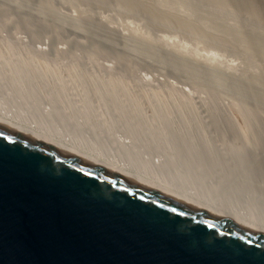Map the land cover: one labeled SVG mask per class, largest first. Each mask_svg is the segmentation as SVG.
<instances>
[{"label": "rangeland", "instance_id": "1", "mask_svg": "<svg viewBox=\"0 0 264 264\" xmlns=\"http://www.w3.org/2000/svg\"><path fill=\"white\" fill-rule=\"evenodd\" d=\"M19 61H31L39 70H43L40 68L43 63L42 67L45 66L49 73L46 71L44 74L47 79L39 80L35 76L36 71L28 72L33 77V89L11 81L15 87L6 86L4 91L8 92L12 104L21 106L30 99L43 114L54 120L53 123L61 122L59 129L67 130L71 125L74 132H88V142H94L113 154L119 153L125 142L132 141L131 149L124 153L126 157L138 156L147 163L146 154L150 153L149 162H161L162 169L166 167L169 170V158H173L176 160L173 162L175 169L180 171L182 167L178 157L182 154L187 176L191 172L188 177H192L202 171L200 166L204 159L201 155L176 152L172 156L166 145L158 144L156 136L149 137L146 132L149 129L152 133L160 131V135L164 132L160 110L166 101H170L174 106L170 118L174 126L167 136L164 137L166 133L161 135L164 140L176 139L186 120L193 128L191 131H201L202 136L208 139L209 148H218L219 158L225 155L229 159L230 150L240 149L241 155H247L245 157L249 159L250 155L240 148V140L227 126L224 115L228 113L233 120L235 118L234 122L246 140L249 131L242 123L241 110L249 109L264 118V0H0V67L7 66L10 68L7 74L13 75L16 72L14 67L20 72L17 69ZM34 62L39 63L36 66ZM2 67L0 74L4 70ZM27 68L25 66L24 69ZM70 68L73 70L69 71ZM110 76L121 81L122 87L117 88L116 84L108 86ZM107 88L121 92L116 99L117 104L100 93L102 89L109 91ZM22 93L27 94V100L19 99ZM180 99L197 107L196 110L194 108L195 115H199L197 119L179 117ZM58 104H68V115L58 112ZM206 108H213L216 112L211 119L204 111ZM72 119L83 120L97 129L90 126L80 128L72 123ZM191 119L193 123H190ZM261 132L262 135L254 138L255 141L257 138V149L254 147L253 154L259 160L251 154V163L244 159L252 169L248 168V163L245 166L243 157L238 167L245 171L247 167L249 174L254 171L253 174L258 175L255 174V184L244 186L248 183L243 180L237 186L231 184L232 189L226 190L213 183L212 188L208 183L209 172L200 182L193 177L197 181L195 183L202 184L210 190L208 194L214 193L222 201L229 199L231 204L238 205L243 200L249 209L262 211L264 160L261 159H264V145L260 143L264 142V129ZM258 140L261 142L257 143ZM193 165L201 171L197 169V172ZM223 167H217L218 174ZM214 180L217 182L216 178ZM235 188L239 191L237 194ZM243 189L245 191L241 192Z\"/></svg>", "mask_w": 264, "mask_h": 264}, {"label": "water", "instance_id": "2", "mask_svg": "<svg viewBox=\"0 0 264 264\" xmlns=\"http://www.w3.org/2000/svg\"><path fill=\"white\" fill-rule=\"evenodd\" d=\"M0 264H264V224L0 115Z\"/></svg>", "mask_w": 264, "mask_h": 264}, {"label": "bare ground", "instance_id": "3", "mask_svg": "<svg viewBox=\"0 0 264 264\" xmlns=\"http://www.w3.org/2000/svg\"><path fill=\"white\" fill-rule=\"evenodd\" d=\"M5 13V12H4ZM5 16V15H4ZM7 16V15H6ZM8 17V16H7ZM1 19H2V17H1ZM1 22H3V21H1ZM39 56V55H38ZM24 61H19V63L17 64V69H19L20 70V72L19 71H17L16 70V67H14V71H16L13 75H11V74H7V71L10 69V68H6V67H2L4 70H1L2 71V75L0 74V115L1 116H4V117H6V118H9V119H11V120H14V121H16V122H19V123H21V124H23V125H25V126H27V127H29V128H31V129H33V130H35V131H38V132H40V133H43V134H45V135H48V136H51V137H53V138H56V139H58V140H61V141H63V142H65V143H67V144H69V145H72V146H74V147H76V148H78V149H80V150H83V151H85V152H87V153H89V154H91V155H94V156H96V157H98V158H102V159H106V160H110V161H114V162H118V163H122V164H126V165H128L131 169H133L135 172H137V173H139V174H141V175H145V176H149V177H154V178H157V179H159V180H161L162 182H164L165 184H167V185H169V186H172V187H176V188H180V189H184L185 191H187V192H189L190 194H192L193 196H195V197H197V198H199V199H202V200H205V201H208V202H212V203H215V204H217V205H219V206H221V207H223V208H226V209H228V210H231V211H234V212H237V213H240V214H244V215H247V216H250V217H252V218H254V219H256V220H258V221H260L261 223H263L264 224V212H262L264 209H262V211H255V210H251V209H249V207L248 206H246L245 204H247L245 201H241V204H238V205H236V204H231V202H230V200L228 199V200H225V201H222L221 200V198H219V197H217L216 196V194H214V193H211V194H208L207 192L208 191H210V190H208V188H205V187H203L202 186V184H200V186L198 185V184H196L195 182H197L196 180L197 179H199V182L205 177V173L206 172H209L210 174V177L209 176H206V177H209V184H210V186L213 188V186H212V183L213 184H215V185H217V186H219V187H221V188H225L226 190L229 188V189H232V185L231 184H234V185H238L239 183H242L243 182V180H245V183H248V184H244V186L246 185V186H248L249 184H251L252 183V185L253 184H255L253 181L255 180V174H253L254 173V171L251 173V174H249V172H248V170L251 168L252 169V167H250V156H251V154H253V152L255 153V151H254V147H255V142L257 141V138H256V141H255V135L256 136H259V134H263V132H261V129L263 130L264 128H260V127H264V126H261L263 123H264V118H262L257 112H252L251 110H249V109H247V110H241V119H243L242 121V123H244V127H247V128H245V129H247V131H249V138H248V140H246V139H244L245 137L241 134V133H243L242 132V130H241V132H240V128H239V126L237 127L236 125H237V123L235 124V122L234 121H236L235 120V118H234V120H233V118H232V116H230L228 113L227 114H225L224 115V118L226 119V124H227V126L232 130V132L234 133V135H235V137H236V139L238 138L239 140H240V145H241V147L240 148H242L243 149V151H244V153L245 152H248V156H249V159L248 158H246L245 156H247V155H241V150L239 151V150H230V152H229V155H228V157H229V159H227L226 158V156L225 155H222V158H219V153H218V148H216V147H214V148H209L210 147V145H209V147H208V139H206L205 138V136L203 135L202 136V132L200 131V132H198V133H196L194 130H190V129H193L192 128V126H190L187 122H186V120H185V124L183 123L182 124V127L180 128V130L183 128V130H185V131H183V130H181L182 132H180V133H177V140L176 139H172V140H168V139H166V140H164L163 139V136H161L162 134H165L166 133V135H164V137L165 136H167L168 135V133H169V131H170V129L174 126V124H172L171 123V121H170V118H171V114H172V107H174V106H172V104H173V102L171 103L170 101L168 102V101H166V104H165V106L163 107L162 106V109L160 110V112L158 111V113H160V114H162V116H163V124L161 123V121H160V123H161V125H163V128H164V132L162 133V131H161V135L160 134H158V133H160V131H159V129H157L156 128V130L157 131H159L158 133L157 132H155V133H152L151 132V130L149 129V131H147L146 132V135H148L149 137H152V136H154L153 138L155 139V141L158 143V144H160V145H166L171 151H172V156H174L175 154H176V152L177 153H179L180 152V154H181V152L182 153H186V152H196V153H198L199 155H201L202 157H203V159H204V162H203V164H202V166H200V168H201V170L199 169V167L198 168H196V167H194V165H193V167L192 168H194V169H196V171H197V169H199L201 172L200 173H196V175L194 176V175H192V177L190 176V177H188L189 175H190V173H189V175L187 176V168H186V164L184 163V161H183V159H184V157H183V155L181 154V156H179L178 157V163L180 164V167H182L181 168V170L179 171V170H177V169H175V166H174V161L176 162V160H174L173 158H171V160H170V158H169V165H171V170H172V172L170 171L169 172V170L168 169H166V167L165 168H161L160 167V164H161V162H157V163H154V164H152V163H150L149 161H151L150 159H151V154L150 153H147L146 154V160H148V162L147 163H143L142 162V159L141 158H139L138 156H136V157H130V158H132V159H130V158H128V157H126L125 155H124V153L128 150V148H130L131 149V147H132V144H133V142L132 141H128V142H125V144H123V145H125V147L124 148H121V149H119V153H112V152H110V151H106V150H104L101 146H98L96 143H94V142H88L89 140L87 139V136L88 135H90L88 132H82L81 130H79V132H74L73 130H72V127H71V125L69 126L71 129H69V127H68V129L66 130V129H64V128H60L59 129V126H60V121H55L56 123H53L54 122V120H51L50 119V116H48V115H46V114H43L40 110H39V108H37L38 107V105H36V104H32V102H30L31 100L29 99L28 101H24L23 102V105H21V106H15L14 104H12L11 102H10V99H9V97L7 96V91H4V89H5V87L7 86V87H15V85H13V84H11V81H13V80H15V81H17V82H19L22 86H24V87H26V88H29V89H33L32 87H33V85L31 84V80L33 79V77L32 76H30L29 75V73L28 72H30V71H33V72H37V73H35V76H36V78H38L39 80H43V79H45L47 76L46 75H44L45 74V72L47 71H49L45 66H43L42 67V65H43V63L42 64H40V68H43V70H39L37 67H35V64H33L31 61H26V62H24ZM34 63H37L36 64V66L38 65V63L39 62H34ZM16 64V63H15ZM22 64V65H21ZM12 65V64H11ZM20 65H21V67H20ZM45 65V64H44ZM25 66H27L28 68L27 69H24L25 68ZM30 66V67H29ZM1 67H0V69H1ZM11 67H13V66H11ZM36 69H35V68ZM39 67V66H38ZM23 69H24V72H23ZM22 70V71H21ZM27 71V74H26V71ZM73 70V68H70V70L69 71H72ZM11 71V70H10ZM9 71V72H10ZM43 71V72H42ZM75 71V70H74ZM5 73V74H4ZM49 73V72H48ZM51 73V72H50ZM71 73V72H70ZM47 74V73H46ZM31 75H33V74H31ZM47 75H49V74H47ZM51 75V74H50ZM54 74L52 73V76H53ZM69 75H71V74H69ZM74 74L72 73V76H73ZM34 76V75H33ZM35 76H34V79H35ZM46 76V77H45ZM31 77H32V79H31ZM111 77V76H110ZM109 77V78H110ZM113 77V76H112ZM112 77H111V79H107L108 81H107V84H108V86H112V85H114V84H116V85H118V87L117 88H119V87H122V85L123 84H121L122 82L121 81H119V80H114V79H112ZM47 79V78H46ZM53 79V78H52ZM69 79H70V77H69ZM73 78H71V80H72ZM75 79V78H74ZM119 79V78H118ZM36 80V79H35ZM38 80V81H39ZM49 80H51V78L49 79ZM55 80H57L56 79V77H55ZM61 80V79H60ZM77 80H78V78H77ZM34 81V80H33ZM32 81V82H33ZM45 81V80H44ZM52 81H54V80H52ZM69 81V80H68ZM89 81V80H88ZM96 81V80H95ZM94 81V82H95ZM35 82V81H34ZM51 82V81H50ZM56 82V81H55ZM72 82V81H71ZM78 82V81H77ZM93 82V83H94ZM44 84H45V82H43ZM42 83V84H43ZM47 83V82H46ZM96 83V82H95ZM37 84V83H36ZM56 84V83H55ZM84 84V83H83ZM38 85V84H37ZM46 85V84H45ZM60 85V84H59ZM58 85V86H59ZM94 85V84H93ZM36 86V85H35ZM41 86V85H40ZM70 86V85H69ZM54 87H55V85H54ZM89 87H90V85H89ZM104 87V86H103ZM35 88V87H34ZM99 88V87H98ZM109 88V87H108ZM107 88V89H108ZM40 89V88H39ZM44 89V88H43ZM91 89V88H90ZM105 89V88H104ZM50 90V89H49ZM53 90V89H52ZM59 90V89H58ZM64 90V89H63ZM101 90V89H100ZM109 90V89H108ZM112 90V91H111ZM118 90V89H117ZM123 90V89H122ZM54 91V90H53ZM61 89H60V91H59V93H61ZM75 91V90H74ZM47 92H49V91H47ZM50 93V92H49ZM63 93V92H62ZM62 93H61V95H62ZM95 93V92H94ZM101 94H106L107 95V98L108 99H111L112 101L111 102H113V103H118V102H116L117 100V98H118V96H120L119 95V93H121V92H119L118 93V91H116V89L115 88H110V90L109 91H107V90H103L102 89V91L100 92ZM124 93V92H123ZM123 93H122V95H123ZM53 94V93H52ZM80 94V93H79ZM127 94V93H126ZM49 95V94H48ZM58 95V94H57ZM60 95V96H61ZM86 95V94H85ZM14 97H15V95H13ZM63 96V95H62ZM104 96V95H103ZM127 96H128V94H127ZM58 97V96H57ZM64 97V96H63ZM70 97V96H69ZM74 97V96H73ZM105 98V97H104ZM126 98V97H125ZM129 98V97H128ZM19 99H21V100H27L28 98H27V94L26 93H22V96H21V98H19ZM65 99H66V97H64V99H63V101H65ZM81 99V98H80ZM98 99V98H97ZM67 100H69V98H67ZM66 100V101H67ZM104 100V99H103ZM56 101V100H55ZM71 101V100H70ZM69 101V102H70ZM123 101V100H122ZM127 101V100H126ZM72 102L73 101H71L70 103H71V105H73L72 104ZM87 102V101H86ZM129 102V101H128ZM180 103H179V105H180V107L178 108V110H177V112H179V113H177V114H180V116L179 117H181V119L182 118H184L185 116H189V117H194V118H196V117H199V115L197 116V115H195V113L197 114V112H195L194 111V108H195V110H196V108L197 107H195V106H192L190 103H188V101H186V100H181L180 99V101H179ZM105 103V102H104ZM121 103V102H120ZM127 103V102H126ZM62 104V103H61ZM61 104H58V106H60V109L58 110V112L60 113V114H67L68 115V108H67V105L68 104H63V105H61ZM85 104V103H84ZM102 104V103H101ZM193 104V103H192ZM81 105V104H80ZM86 106H87V104H85ZM84 105V106H85ZM112 105V104H111ZM194 105V104H193ZM207 105V104H206ZM205 105V106H206ZM56 106V105H55ZM57 106V107H58ZM66 106V107H65ZM118 106V105H117ZM204 106V107H205ZM208 106V105H207ZM213 106V105H212ZM64 107V108H63ZM69 107H70V105H69ZM73 107V106H72ZM72 107H71V109H72ZM112 107V106H111ZM119 107V106H118ZM125 107V106H124ZM124 107H123V109H124ZM201 108H202V106H200ZM209 107H211V104L209 105ZM67 108V109H66ZM114 108V107H113ZM70 109V110H71ZM121 109V108H120ZM130 109V108H129ZM35 110V112H33ZM70 110H69V112H70ZM90 110V109H89ZM93 110V109H92ZM126 110V109H125ZM132 110V109H131ZM131 110H129V112L131 111ZM135 110V109H134ZM157 110V109H156ZM36 111L38 112V114H39V112H40V116H38V114L36 113ZM72 111V110H71ZM203 111V110H202ZM209 116H210V119H211V117H214L215 116V114H216V112H215V110H213V108H206V110H204ZM128 112V111H127ZM204 112V113H205ZM72 113V112H71ZM134 113V112H133ZM89 114V113H88ZM97 114V113H96ZM121 114V113H120ZM123 114V113H122ZM206 114V115H207ZM262 114V113H261ZM56 115H57V112H56ZM73 116H74V113L72 114ZM173 115V114H172ZM207 115V116H208ZM93 116V115H92ZM96 116V115H95ZM97 116H99V115H97ZM208 116V117H209ZM97 118V117H96ZM193 118V119H194ZM186 119V118H185ZM197 119V118H196ZM199 119H201V118H199ZM161 120V119H160ZM53 121V122H52ZM100 121V120H99ZM123 121V120H122ZM182 121V120H181ZM196 121V120H195ZM201 121V123H202V120H200ZM199 121V122H200ZM210 121H212V120H210ZM183 122V121H182ZM188 122H189V120H188ZM72 123H74V124H78V126L80 127V128H87V127H94V130H96L97 129V127L96 126H94V125H89V124H87L85 121H83V120H80V121H74L73 119H72ZM96 123H98V122H96ZM102 123V122H101ZM190 123H193L192 122V119H191V122ZM197 123H198V120H197ZM196 123V124H197ZM201 123H199V124H201ZM100 124V123H99ZM99 124H97V125H99ZM150 124V123H149ZM159 124V123H158ZM198 125V124H197ZM202 125H203V123H202ZM176 126V125H175ZM199 126V125H198ZM99 127H100V125H99ZM147 127V126H146ZM156 127H160V129H162V126H157L156 125ZM179 127V126H178ZM200 127H202V126H200ZM67 128V127H66ZM101 128V127H100ZM147 128H149V127H147ZM151 128V127H150ZM176 128H177V126H176ZM99 129V128H98ZM86 131V130H85ZM153 131V130H152ZM172 131V130H171ZM82 132V133H81ZM174 132V131H173ZM137 133V132H136ZM135 133V135H137L138 136V134H136ZM171 133V132H170ZM154 134V135H153ZM172 134V133H171ZM170 134V135H171ZM261 134V135H262ZM158 135V136H157ZM161 136V138L162 139H160V136ZM200 136L201 135V138L199 139L198 138V136ZM260 135V136H261ZM172 137H173V135H171ZM192 136H194V137H192ZM243 136V137H242ZM170 137V136H169ZM169 137H167V138H169ZM171 137V138H172ZM262 137V136H261ZM142 138V137H141ZM170 139V138H169ZM259 139H261V138H259ZM263 139V138H262ZM261 139V140H262ZM145 140L144 139H142V142H144ZM173 141V142H172ZM259 141V140H258ZM239 142V141H238ZM261 141H259V142H257V143H260ZM210 143V142H209ZM256 143V144H257ZM261 145L263 144L264 145V142L262 141V143H260ZM175 145H177V146H175ZM199 146V147H198ZM256 147H257V145H256ZM255 147V149H257ZM238 149V148H237ZM228 151H229V149H228ZM243 151H242V153H243ZM208 152H210L209 154H208ZM257 152V151H256ZM226 153H228V152H226ZM258 153H259V151H258ZM258 153H256V154H258ZM179 154V155H180ZM255 154V155H256ZM260 154V153H259ZM185 155V154H184ZM227 155V154H226ZM252 156H254V154L252 155ZM251 156V157H252ZM262 156V155H261ZM242 157H243V159L244 158H246V160H248L250 163H248V165H249V169L246 167V171H247V173H246V171L245 170H242V167H240V168H238L239 166H241V162H242ZM257 157V156H256ZM256 157L254 156V159H256ZM263 158V157H262ZM258 159V158H257ZM256 159V160H257ZM251 160H253V158L251 159ZM255 160V161H256ZM259 160V159H258ZM262 161L264 160V159H261ZM244 161H245V159H244ZM243 161V162H244ZM254 161V160H253ZM192 163V162H191ZM210 163H213L214 165H209ZM245 163H246V161H245ZM244 163V164H245ZM247 163L245 164V166L247 165ZM264 163V162H263ZM145 164H148V166L147 165H145ZM193 164V163H192ZM195 164V163H194ZM229 165H232L233 167L231 168V169H229L230 167H229ZM247 165V166H248ZM174 166V167H173ZM218 166H224L223 167V169H222V171H220L219 172V174L217 173V167ZM263 166H264V164H263ZM170 167V166H169ZM179 167V168H180ZM190 167V166H189ZM177 168V167H176ZM245 168V167H244ZM243 168V169H244ZM248 169V170H247ZM250 169V170H251ZM242 170V171H241ZM263 170V169H262ZM192 171H193V169H192ZM174 172V173H173ZM178 172V173H177ZM198 172V171H197ZM258 172V171H257ZM170 173H172V174H170ZM193 173H195V170H194V172ZM207 174V173H206ZM243 175V178H242V176L241 175ZM260 174H262L261 172H260ZM257 175V174H256ZM258 176V175H257ZM193 177H195L196 178V180H195V178H193ZM212 177V178H211ZM214 178H216L217 179V182H215V180H214ZM238 178H241V181L238 179ZM258 178V177H257ZM257 180V179H256ZM212 181V182H211ZM258 181V180H257ZM205 184V183H204ZM251 185V186H252ZM250 186V187H251ZM240 186H238V188H239ZM249 187V188H250ZM236 192V194L239 192V191H237L238 189L237 188H235L234 189ZM241 192H244L245 191V189H243V190H240ZM264 191V190H263ZM264 194H262L261 193V196H263ZM221 196H223V195H221ZM248 207V208H247Z\"/></svg>", "mask_w": 264, "mask_h": 264}]
</instances>
